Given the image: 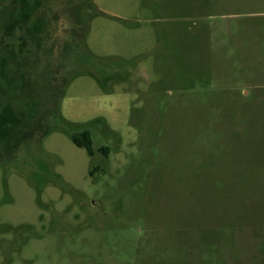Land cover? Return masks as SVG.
I'll return each mask as SVG.
<instances>
[{
  "label": "rangeland",
  "instance_id": "obj_1",
  "mask_svg": "<svg viewBox=\"0 0 264 264\" xmlns=\"http://www.w3.org/2000/svg\"><path fill=\"white\" fill-rule=\"evenodd\" d=\"M9 5L0 264H264V0Z\"/></svg>",
  "mask_w": 264,
  "mask_h": 264
},
{
  "label": "trees",
  "instance_id": "obj_2",
  "mask_svg": "<svg viewBox=\"0 0 264 264\" xmlns=\"http://www.w3.org/2000/svg\"><path fill=\"white\" fill-rule=\"evenodd\" d=\"M35 1H37V0H35ZM31 3L35 4L36 2H32L31 1ZM29 5H30V3H29ZM37 8H38V1H37V4L34 6V8L32 10H29L28 13H27V14H29L28 17H29L30 25L35 24V26H37V24H39V27L35 30L37 33H35L34 35L40 33L39 32L40 30L41 31L45 30L46 29L45 26L47 27V25H48L47 21H44V20L42 21L40 19L41 17H38V19L37 18L33 19V17L36 15ZM22 13H23L22 10H20L18 12V14H16L14 11H12L13 18L14 17L17 18V19L14 18V20H15L14 24L21 25ZM96 14H99V11H97V9H96ZM17 15H18V17H16ZM7 16H8V14H7ZM18 18H19V21H18ZM7 19H8L7 17L4 18V19L1 18L0 25H4L7 22ZM15 26L20 27L18 25H15ZM77 26L79 28L80 25L77 24ZM6 27H7V23H6ZM31 28L33 29V25L31 27H29L28 30L30 31ZM6 31H7V29H6ZM42 36H43V34H42ZM39 42H40V40H39ZM53 45L55 46V43H53V42L51 43L50 42L47 45L48 47H45V49H46L45 51L46 52L50 51L51 50V46H53ZM70 138H71V141L73 142V144H75L78 147L85 148L86 151L88 152V154H90V155L93 154L91 134H90V132L88 130H83L81 132H74V133H72L70 135ZM104 149H106V148H101V150H104Z\"/></svg>",
  "mask_w": 264,
  "mask_h": 264
},
{
  "label": "flooded vegetation",
  "instance_id": "obj_3",
  "mask_svg": "<svg viewBox=\"0 0 264 264\" xmlns=\"http://www.w3.org/2000/svg\"><path fill=\"white\" fill-rule=\"evenodd\" d=\"M31 1L32 2H34L35 0H9V2H10V5H9V8L7 9V11L8 12H6L7 14L10 12V14L12 15V11H14L16 14H18V12L20 11V10H22V8H24L25 6L27 7V6H29V3L31 4ZM17 4H19L18 6H17ZM43 4V0H40V1H38V8H37V10H36V13L39 11V9H41V5ZM1 7V6H0ZM23 12V11H22ZM28 15L29 14H25L24 12L22 13V21H21V25H19V24H14V18H13V16H12V19H11V21L10 22H8V24H9V27L11 26H13V29H14V31H15V33H18L20 30H23V31H25V33H24V35L27 33L28 34V37H29V33L27 32V27L29 26V24H30V21H29V17H28ZM26 20H28V24L26 23ZM15 25H18V26H20V27H17V26H15ZM39 35V33L37 34V36ZM19 40V39H18ZM26 56H27V58H28V53L26 54ZM0 69H1V67H0ZM3 75H4V72L3 71H1L0 70V83H2V84H6V83H8V85H10V83H11V79H9L8 80V78H7V80L5 79V78H3ZM5 81V82H4ZM8 81V82H7ZM13 89V88H12ZM5 93L3 90H1L0 89V93ZM6 94H9V93H6Z\"/></svg>",
  "mask_w": 264,
  "mask_h": 264
},
{
  "label": "crops",
  "instance_id": "obj_4",
  "mask_svg": "<svg viewBox=\"0 0 264 264\" xmlns=\"http://www.w3.org/2000/svg\"><path fill=\"white\" fill-rule=\"evenodd\" d=\"M98 10V9H97Z\"/></svg>",
  "mask_w": 264,
  "mask_h": 264
}]
</instances>
